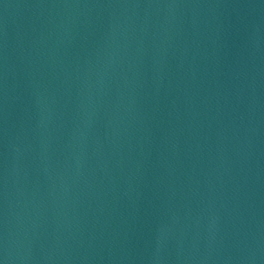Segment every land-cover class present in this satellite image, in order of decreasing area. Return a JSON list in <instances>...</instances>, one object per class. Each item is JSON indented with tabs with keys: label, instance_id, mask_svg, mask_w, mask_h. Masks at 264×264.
Segmentation results:
<instances>
[{
	"label": "water",
	"instance_id": "obj_1",
	"mask_svg": "<svg viewBox=\"0 0 264 264\" xmlns=\"http://www.w3.org/2000/svg\"><path fill=\"white\" fill-rule=\"evenodd\" d=\"M46 264H264V0H0Z\"/></svg>",
	"mask_w": 264,
	"mask_h": 264
}]
</instances>
